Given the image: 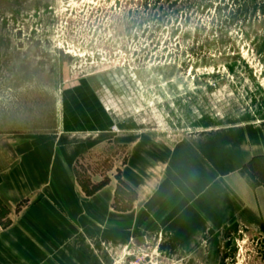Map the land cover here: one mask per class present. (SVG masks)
<instances>
[{
	"label": "rangeland",
	"instance_id": "rangeland-1",
	"mask_svg": "<svg viewBox=\"0 0 264 264\" xmlns=\"http://www.w3.org/2000/svg\"><path fill=\"white\" fill-rule=\"evenodd\" d=\"M263 58L264 0H0V138L53 133L62 91L97 78L142 127L116 129L82 159L78 178L94 186L93 175H120L141 130L182 137L251 117L264 102ZM149 243L163 264H204ZM221 247L212 264H264L249 237Z\"/></svg>",
	"mask_w": 264,
	"mask_h": 264
},
{
	"label": "crops",
	"instance_id": "crops-1",
	"mask_svg": "<svg viewBox=\"0 0 264 264\" xmlns=\"http://www.w3.org/2000/svg\"><path fill=\"white\" fill-rule=\"evenodd\" d=\"M100 82L82 77L62 91L53 133L0 138V264H114L131 242L212 264L222 242L243 236L264 263V102L182 137L141 130L120 175L88 196L79 163L101 137L141 125L117 113Z\"/></svg>",
	"mask_w": 264,
	"mask_h": 264
},
{
	"label": "built area",
	"instance_id": "built-area-1",
	"mask_svg": "<svg viewBox=\"0 0 264 264\" xmlns=\"http://www.w3.org/2000/svg\"><path fill=\"white\" fill-rule=\"evenodd\" d=\"M114 264H163V259L156 250L127 248L116 256Z\"/></svg>",
	"mask_w": 264,
	"mask_h": 264
},
{
	"label": "trees",
	"instance_id": "trees-1",
	"mask_svg": "<svg viewBox=\"0 0 264 264\" xmlns=\"http://www.w3.org/2000/svg\"><path fill=\"white\" fill-rule=\"evenodd\" d=\"M107 183H108V180H105L101 184L94 185V186H88V185L86 186V185L83 184V188L85 190V193L88 196H92L95 193H97L99 190H101L103 187H105ZM123 185H125V184H123ZM125 187H127V185H125Z\"/></svg>",
	"mask_w": 264,
	"mask_h": 264
}]
</instances>
